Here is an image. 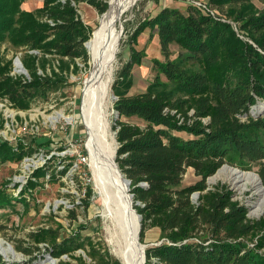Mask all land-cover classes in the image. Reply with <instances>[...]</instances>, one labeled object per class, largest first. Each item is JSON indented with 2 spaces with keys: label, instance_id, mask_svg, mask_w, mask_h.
Masks as SVG:
<instances>
[{
  "label": "trees",
  "instance_id": "1",
  "mask_svg": "<svg viewBox=\"0 0 264 264\" xmlns=\"http://www.w3.org/2000/svg\"><path fill=\"white\" fill-rule=\"evenodd\" d=\"M25 1L0 0V98L16 110L46 100L79 69L78 60L87 65L85 43L92 32L78 13L82 0H43L33 10L22 8ZM86 1L99 13L108 7V0ZM146 28L155 31L165 57L153 59L157 74L143 92L129 95L132 66L146 55L131 48L112 85L118 116L115 161L130 181L133 208L141 216L139 239L148 229L160 230L161 241L145 248V264H264V216L250 218L226 186L206 183L227 163L256 166L264 185V10L251 0H209L207 8L186 10L162 5L137 23L130 40L135 43ZM171 44L181 50L174 59ZM4 45L22 52L19 59L29 76L12 74ZM130 116L145 125L120 119ZM49 143V138L37 142L36 136L16 145L0 140V160L19 161ZM188 167L200 179L182 186ZM66 168L41 166L32 176L56 180ZM35 185L28 180L16 196L1 190L0 206L22 199ZM194 192L199 193L197 203L191 199ZM91 193L87 185L80 202L85 208ZM21 201L27 205L25 198ZM70 213L75 216L73 209ZM63 227H43L28 237L35 247L47 243L53 257L67 254L76 261L63 264H122L101 252L90 236L81 238L85 225L79 223L66 236ZM77 249H84L91 261L74 256ZM0 264H8L1 255Z\"/></svg>",
  "mask_w": 264,
  "mask_h": 264
},
{
  "label": "rangeland",
  "instance_id": "2",
  "mask_svg": "<svg viewBox=\"0 0 264 264\" xmlns=\"http://www.w3.org/2000/svg\"><path fill=\"white\" fill-rule=\"evenodd\" d=\"M251 1L259 11L264 10V0ZM42 4L43 0H26L22 4V8L33 10L42 6ZM162 5L176 6L183 10L191 6L207 8L209 7V0H137L131 11L124 17L123 34L109 86L110 107L108 118L115 151L118 143L113 126L118 116L114 108V101L117 97L112 90V85L131 48L138 51L144 50L146 55L142 58L140 65L134 64L132 66L133 83L129 95L143 92L154 79L157 69L153 67V59L165 60L159 42L155 37V31L146 28L139 34L135 43L130 40V37L137 23L146 17L152 16ZM76 6L81 19L93 32L99 24L102 13H99L86 0L78 2ZM233 25L237 28L235 22H233ZM86 50L90 60L87 47ZM170 50V59L176 58L181 52L176 44H171ZM1 51L6 58L12 59V74L29 76L28 71L19 59L22 52L16 53L7 45L2 46ZM17 58L22 66L16 60ZM89 60L87 65L78 60L79 69L67 75L64 85L58 90L50 92L46 100L36 99L32 101L28 110H16L6 100L0 98V140L16 145L22 141L31 142L33 136L37 137L39 143L45 142L48 138L50 139L49 144L46 146L39 145V149L31 156H25L15 162L0 160V191L4 189L6 193L16 196L22 187L26 186L28 180H33L36 184L34 187L28 188L22 199L18 198L16 199L18 201L0 206V245L3 248L10 246L14 252L13 254L8 252L7 259L0 253L3 260L8 264H63L68 261L75 263L76 261L67 254H63L59 258L53 257L48 250V244L45 242L39 243L38 247H35L28 235L30 232L43 227L55 229L58 224H63L64 227L61 232L62 236H66L71 231L74 234L78 230L79 223L86 226L84 230H80L81 238L90 236L100 246L101 252L108 251L112 257L122 263L121 259L115 254V246L109 243L111 224L103 217L101 200L93 183L92 174L87 163V152L84 147L86 134L80 116V102L81 88L89 70ZM16 62L20 64V67L16 66ZM161 78L165 80L163 75H161ZM59 112L63 114V117L50 119L52 116L56 118V114ZM260 114L264 115V111H261ZM67 117L70 118L67 119ZM120 119L140 126L145 125V122L136 116L121 117ZM177 134L184 138L188 136L185 132H177ZM47 165L55 170H62L64 165H67V168L62 175L59 173L56 180H52L48 175L39 178L32 176L34 170ZM227 165L238 170L251 171L257 174L256 166L251 169H244L230 164ZM199 179L200 177L195 175L194 169L188 167L183 175L181 185L193 184ZM206 183L210 188L217 185L226 186V189L231 192L232 199L237 200L247 208V214L250 218L264 216L262 197L250 183L246 182L242 186H237L227 177L226 173H222L221 178L216 181H209L208 177ZM87 185L90 186L92 193L89 198L90 205L85 208L80 202L85 197L84 191ZM198 196V192L191 195L194 203L198 202ZM23 198L26 199L27 205L21 201ZM259 207L262 208V211L258 212L256 209ZM72 209L75 215L73 217L70 213ZM160 241V230L154 227L145 232L141 243L145 250L146 247L153 246ZM73 254L74 256H81L86 262L91 261L84 249H77Z\"/></svg>",
  "mask_w": 264,
  "mask_h": 264
},
{
  "label": "bare ground",
  "instance_id": "3",
  "mask_svg": "<svg viewBox=\"0 0 264 264\" xmlns=\"http://www.w3.org/2000/svg\"><path fill=\"white\" fill-rule=\"evenodd\" d=\"M136 2L137 0H109L107 9L100 16L98 26L86 42L90 60L81 88L80 102V116L86 134L84 147L87 163L101 200L103 217L111 224L109 243L115 246V254L123 264H143L144 246L138 236V216L132 207L129 182L115 161V147L108 118L109 86L123 34L124 17ZM16 64L20 67V64ZM260 109L264 111V103ZM56 116L50 119L63 117V114L59 112ZM222 173H226L237 186L246 182L253 185L264 203V185L258 174L223 164L209 176V181L220 179ZM256 211H262V208L259 207ZM8 252L14 253L10 246L3 248L0 245V253L6 259Z\"/></svg>",
  "mask_w": 264,
  "mask_h": 264
},
{
  "label": "water",
  "instance_id": "4",
  "mask_svg": "<svg viewBox=\"0 0 264 264\" xmlns=\"http://www.w3.org/2000/svg\"><path fill=\"white\" fill-rule=\"evenodd\" d=\"M20 64V60L17 58L16 59ZM22 66V64H21ZM116 152V151H115ZM117 164V163H116ZM118 166V165H117ZM119 168V167H118ZM128 180V179H127ZM128 182L130 183V181L128 180ZM131 194V193H130ZM132 196V194H131ZM136 212V211H135ZM137 216H138V224H139V232H138V236L140 237V220H141V216L136 212ZM143 264H145V250L143 249Z\"/></svg>",
  "mask_w": 264,
  "mask_h": 264
},
{
  "label": "crops",
  "instance_id": "5",
  "mask_svg": "<svg viewBox=\"0 0 264 264\" xmlns=\"http://www.w3.org/2000/svg\"><path fill=\"white\" fill-rule=\"evenodd\" d=\"M174 7H176V6H174ZM178 8H180V7H178ZM181 9V8H180ZM155 37L157 38V41H158V37H157V35H155Z\"/></svg>",
  "mask_w": 264,
  "mask_h": 264
},
{
  "label": "built area",
  "instance_id": "6",
  "mask_svg": "<svg viewBox=\"0 0 264 264\" xmlns=\"http://www.w3.org/2000/svg\"><path fill=\"white\" fill-rule=\"evenodd\" d=\"M16 63H18V62H16ZM16 66H17V64H16Z\"/></svg>",
  "mask_w": 264,
  "mask_h": 264
}]
</instances>
